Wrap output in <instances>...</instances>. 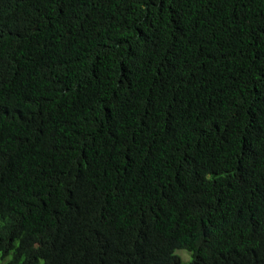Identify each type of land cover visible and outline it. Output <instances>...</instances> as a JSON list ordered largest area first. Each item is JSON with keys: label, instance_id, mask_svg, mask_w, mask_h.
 <instances>
[{"label": "trees", "instance_id": "trees-1", "mask_svg": "<svg viewBox=\"0 0 264 264\" xmlns=\"http://www.w3.org/2000/svg\"><path fill=\"white\" fill-rule=\"evenodd\" d=\"M0 252L264 264V0H0Z\"/></svg>", "mask_w": 264, "mask_h": 264}, {"label": "rangeland", "instance_id": "rangeland-1", "mask_svg": "<svg viewBox=\"0 0 264 264\" xmlns=\"http://www.w3.org/2000/svg\"><path fill=\"white\" fill-rule=\"evenodd\" d=\"M176 253L181 256L183 261H186V262L191 260L192 258L191 253L184 249H178L176 250ZM9 259H10V256H7L6 258H4L2 257L1 252H0V264H7Z\"/></svg>", "mask_w": 264, "mask_h": 264}, {"label": "bare ground", "instance_id": "bare-ground-1", "mask_svg": "<svg viewBox=\"0 0 264 264\" xmlns=\"http://www.w3.org/2000/svg\"><path fill=\"white\" fill-rule=\"evenodd\" d=\"M20 223H22V222H20Z\"/></svg>", "mask_w": 264, "mask_h": 264}]
</instances>
